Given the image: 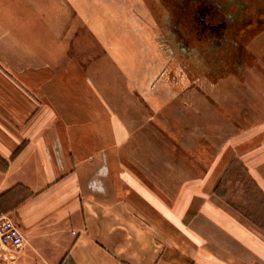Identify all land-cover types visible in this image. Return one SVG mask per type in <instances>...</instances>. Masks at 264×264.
I'll return each mask as SVG.
<instances>
[{
	"label": "crops",
	"instance_id": "obj_1",
	"mask_svg": "<svg viewBox=\"0 0 264 264\" xmlns=\"http://www.w3.org/2000/svg\"><path fill=\"white\" fill-rule=\"evenodd\" d=\"M83 6L0 0V213L26 239L0 264H264V116L213 164L163 148L130 27Z\"/></svg>",
	"mask_w": 264,
	"mask_h": 264
},
{
	"label": "rangeland",
	"instance_id": "obj_2",
	"mask_svg": "<svg viewBox=\"0 0 264 264\" xmlns=\"http://www.w3.org/2000/svg\"><path fill=\"white\" fill-rule=\"evenodd\" d=\"M105 1L83 0V15L90 14L94 24L103 27L106 24L130 27V68L145 72L150 93L162 92L160 115L163 127L167 128L163 132V148L171 145L168 130H177L185 145L193 142L190 145L193 144L195 153L210 154L211 157H204V162L195 156V166L213 164L216 154L226 149L235 133L249 127L253 118L264 116V24L255 26L242 39L240 49L225 44L218 52L205 48L195 49L194 53L185 45L174 43L170 24L174 16L173 0ZM232 51L234 54L225 59L224 54ZM227 162L236 163L234 158ZM230 177L239 181L244 174L236 171ZM237 207L259 211V206L237 204Z\"/></svg>",
	"mask_w": 264,
	"mask_h": 264
},
{
	"label": "flooded vegetation",
	"instance_id": "obj_3",
	"mask_svg": "<svg viewBox=\"0 0 264 264\" xmlns=\"http://www.w3.org/2000/svg\"><path fill=\"white\" fill-rule=\"evenodd\" d=\"M173 1L174 16L170 24L174 43L185 45L194 53L195 49L205 48L218 52L225 44L240 49L242 39L255 26L264 24V0ZM233 51L224 54L225 59L230 58Z\"/></svg>",
	"mask_w": 264,
	"mask_h": 264
},
{
	"label": "built area",
	"instance_id": "obj_4",
	"mask_svg": "<svg viewBox=\"0 0 264 264\" xmlns=\"http://www.w3.org/2000/svg\"><path fill=\"white\" fill-rule=\"evenodd\" d=\"M26 239L15 220L8 214L0 213V255L7 251H21Z\"/></svg>",
	"mask_w": 264,
	"mask_h": 264
}]
</instances>
